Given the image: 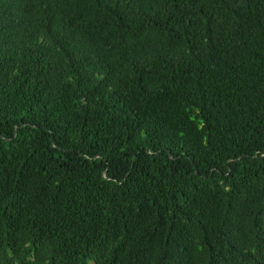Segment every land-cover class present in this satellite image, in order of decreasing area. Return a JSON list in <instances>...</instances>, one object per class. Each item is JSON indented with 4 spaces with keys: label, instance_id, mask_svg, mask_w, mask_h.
<instances>
[{
    "label": "trees",
    "instance_id": "trees-1",
    "mask_svg": "<svg viewBox=\"0 0 264 264\" xmlns=\"http://www.w3.org/2000/svg\"><path fill=\"white\" fill-rule=\"evenodd\" d=\"M0 264H264V0H0Z\"/></svg>",
    "mask_w": 264,
    "mask_h": 264
}]
</instances>
